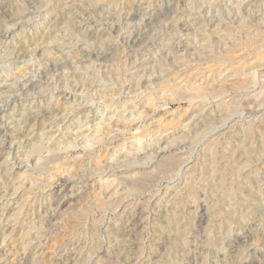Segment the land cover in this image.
Listing matches in <instances>:
<instances>
[{
    "label": "rangeland",
    "instance_id": "374dc122",
    "mask_svg": "<svg viewBox=\"0 0 264 264\" xmlns=\"http://www.w3.org/2000/svg\"><path fill=\"white\" fill-rule=\"evenodd\" d=\"M263 80L264 0H0V264H264Z\"/></svg>",
    "mask_w": 264,
    "mask_h": 264
},
{
    "label": "bare ground",
    "instance_id": "6f19581e",
    "mask_svg": "<svg viewBox=\"0 0 264 264\" xmlns=\"http://www.w3.org/2000/svg\"><path fill=\"white\" fill-rule=\"evenodd\" d=\"M263 81H264V80H263ZM260 82H262V81L260 80ZM252 87H253V86H252ZM257 87H258V88H261V90L259 89V92L264 93V87L261 85V83H260V85L257 86ZM262 87H263V88H262ZM254 89H256V88H254ZM256 91H257V90H256ZM263 100H264V99H263ZM260 102H261V100H260ZM259 104H260V103H259ZM95 130H96V129H95ZM95 130H94V131H95ZM15 133H17V132H15ZM14 135H15V134H14ZM24 136H25V135H24ZM99 136H100V135H99ZM101 136H102V135H101ZM8 138H9V137H8ZM17 138H18V137H17ZM17 138H14V139H17ZM19 138H20V137H19ZM69 138H70V137H69ZM14 139H12V141H13ZM25 139H26V138H25ZM98 139H99V138H98ZM17 140H18V139H17ZM60 140H61V139H60ZM60 140H58V141H60ZM63 140H64V139H63ZM63 140H62V141H63ZM9 141H11V140H9ZM18 141H20V140H18ZM26 141H27V140H26ZM28 141H29V140H28ZM30 141H31V140H30ZM55 141H56V140H55ZM55 141H54V142H55ZM62 141H60V143L58 142V144L62 145V144H61ZM67 141H68V140H64L63 142H67ZM13 142H14V141H13ZM159 142H160V141H159ZM15 143H17V142H15ZM24 143H25V142H24ZM98 143H99V142H98ZM10 144H11V143H10ZM66 144H67V143H65V145H66ZM55 145H56V144H55ZM60 145H57V146H60ZM63 145H64V143H63ZM63 145H62V146H63ZM67 145H68V144H67ZM67 145H66V146H67ZM68 146H69V145H68ZM33 147H34V146H33ZM162 147H163V146H162ZM57 148H58V147H57ZM147 149H148V148H147ZM40 150H41V149H40L39 147H37V146L35 147V150H34V151H35V153L37 154V157L40 156ZM42 150H43V149H42ZM54 150H55V149H54ZM57 150H58V149H56L55 151H57ZM50 151H51V150H50ZM159 153H160V152H159ZM30 154H33V152L30 151ZM53 154H54V153H53ZM63 155H64V154H63ZM27 156H29V154H27ZM41 156H42V155H41ZM172 159H173V158H172ZM170 161H171V160H170ZM167 162H168V161H167ZM25 166H26V165H25ZM66 176H67V175H66ZM66 176H65V177H66ZM65 177H64V178H65ZM68 179L70 180V179H72V178H69V177H68ZM142 179H143V178H142ZM137 181H138V180H137ZM55 182H57V181H55ZM134 185H135V183H134ZM73 186H74V185H73ZM65 187H67V180H66V181L63 180V182L61 183V187H60V188H65ZM71 187H72V186H71ZM54 189H55V188H54ZM60 190H61V189H59V191H60ZM67 191H68V190H67ZM60 192H62V191H60ZM70 192H71V191H70ZM60 194H61V193H60ZM60 198H61V197H60Z\"/></svg>",
    "mask_w": 264,
    "mask_h": 264
}]
</instances>
